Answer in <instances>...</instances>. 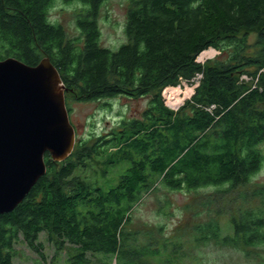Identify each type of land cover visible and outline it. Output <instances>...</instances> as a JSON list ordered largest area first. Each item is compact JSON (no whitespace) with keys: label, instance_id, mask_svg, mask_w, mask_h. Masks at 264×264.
I'll return each instance as SVG.
<instances>
[{"label":"trees","instance_id":"trees-1","mask_svg":"<svg viewBox=\"0 0 264 264\" xmlns=\"http://www.w3.org/2000/svg\"><path fill=\"white\" fill-rule=\"evenodd\" d=\"M78 1L71 35L49 16L56 0H0V59L36 65L48 56L67 104L122 95L149 102L141 116L77 139L63 161L46 152V173L0 214V264H22L15 245L40 250L42 232L57 251L71 245L74 264H88V254L101 264H202L191 250L210 242L247 253L264 246V183L254 180L264 167V0H127L128 40L117 50L101 44L106 0ZM210 47L219 55L199 62ZM199 74L191 98L178 110L166 105L165 87ZM96 159L103 176L125 167L118 184L105 189L82 174ZM159 188L194 193L172 234L132 217ZM171 204L165 198L158 212Z\"/></svg>","mask_w":264,"mask_h":264},{"label":"rangeland","instance_id":"rangeland-1","mask_svg":"<svg viewBox=\"0 0 264 264\" xmlns=\"http://www.w3.org/2000/svg\"><path fill=\"white\" fill-rule=\"evenodd\" d=\"M81 6L82 3L78 0H70L68 2L56 0L49 16L52 20L62 23L71 35H77L79 30L75 25L74 16L76 8ZM126 12L127 0H106L99 17L101 44L103 46L117 50L119 46L128 40L125 29ZM219 53L220 51L216 49L215 54L210 55L204 60L198 57L197 60L204 63L217 57ZM200 76H197L191 82L184 81L182 84L165 87L162 94L166 105L174 110H178L194 94L195 88L203 77V75ZM242 78L246 80L250 79L246 74H243ZM172 87H178L181 90L182 96L185 95L188 88H193L194 92L176 107L171 102L173 100L171 98L172 92L169 89ZM175 92H179V90ZM148 102V97L132 98L123 95L99 101H80L71 98L68 101L71 107L69 113L76 129L77 139L82 136L89 137L91 135L107 133L123 118L141 116ZM94 161L90 167L82 171L83 175L90 177L91 180L99 181L100 185L105 189L118 184L120 174L123 173L125 167L120 169L114 168L112 172L110 171L106 176H103L104 164L99 159ZM106 169L109 170V167ZM254 180L264 183V167L255 175ZM193 197V192L169 191L165 188H159L157 191L146 193L143 199L133 208L132 217L134 224L138 227L146 225L155 227L163 224L166 225L167 233L172 234L181 222L187 220L188 213L183 210V206ZM165 198H169L172 204L170 208L166 209V213L163 214L158 212V207ZM222 223L226 224V217H222ZM134 224L132 225L134 226ZM226 231L229 230L225 229ZM40 242L43 245L40 250L32 249L23 240L18 242L15 245L18 253L15 262L22 264H74L72 257L73 250L68 243H66L64 249L57 251V245L49 240L47 233L44 232L40 235ZM249 250L247 253L239 247L210 242L200 245L191 251L198 256V262L202 264H264V246L249 248ZM87 258L89 259L88 264H101V255L94 256L88 254Z\"/></svg>","mask_w":264,"mask_h":264},{"label":"water","instance_id":"water-1","mask_svg":"<svg viewBox=\"0 0 264 264\" xmlns=\"http://www.w3.org/2000/svg\"><path fill=\"white\" fill-rule=\"evenodd\" d=\"M59 69L46 56L36 65L0 59V214L14 210L55 161L73 152L77 134Z\"/></svg>","mask_w":264,"mask_h":264},{"label":"bare ground","instance_id":"bare-ground-1","mask_svg":"<svg viewBox=\"0 0 264 264\" xmlns=\"http://www.w3.org/2000/svg\"><path fill=\"white\" fill-rule=\"evenodd\" d=\"M215 52H216V49H214V48L206 49L205 51H203L200 54V58L204 60L207 57H209L210 55L215 54ZM169 90H171V92H172L171 98L173 100H171V102L176 107L179 106L187 97H190L193 94V92H194V89L193 88H188L186 90V92H185V95L182 96L181 93H180L181 90L178 87H172ZM178 90H179V92H175V91H178Z\"/></svg>","mask_w":264,"mask_h":264},{"label":"built area","instance_id":"built-area-1","mask_svg":"<svg viewBox=\"0 0 264 264\" xmlns=\"http://www.w3.org/2000/svg\"><path fill=\"white\" fill-rule=\"evenodd\" d=\"M199 75H201V76H202V74H199ZM199 75H198V76H199ZM201 76H200V77H201Z\"/></svg>","mask_w":264,"mask_h":264}]
</instances>
